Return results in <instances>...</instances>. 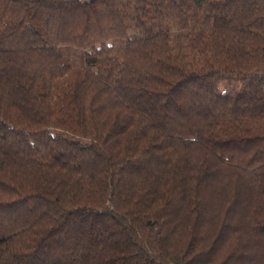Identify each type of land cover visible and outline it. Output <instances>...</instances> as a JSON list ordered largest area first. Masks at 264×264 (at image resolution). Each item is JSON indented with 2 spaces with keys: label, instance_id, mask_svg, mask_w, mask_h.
I'll return each mask as SVG.
<instances>
[{
  "label": "trees",
  "instance_id": "obj_1",
  "mask_svg": "<svg viewBox=\"0 0 264 264\" xmlns=\"http://www.w3.org/2000/svg\"><path fill=\"white\" fill-rule=\"evenodd\" d=\"M0 264H264V0H0Z\"/></svg>",
  "mask_w": 264,
  "mask_h": 264
}]
</instances>
